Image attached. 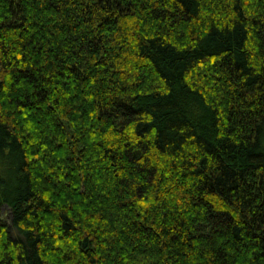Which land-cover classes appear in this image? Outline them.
Segmentation results:
<instances>
[{
  "label": "trees",
  "instance_id": "obj_1",
  "mask_svg": "<svg viewBox=\"0 0 264 264\" xmlns=\"http://www.w3.org/2000/svg\"><path fill=\"white\" fill-rule=\"evenodd\" d=\"M0 264H264V0H0Z\"/></svg>",
  "mask_w": 264,
  "mask_h": 264
}]
</instances>
